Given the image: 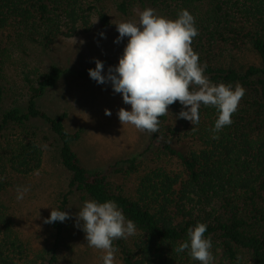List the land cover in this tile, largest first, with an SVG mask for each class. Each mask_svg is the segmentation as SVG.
<instances>
[{"label": "trees", "instance_id": "trees-1", "mask_svg": "<svg viewBox=\"0 0 264 264\" xmlns=\"http://www.w3.org/2000/svg\"><path fill=\"white\" fill-rule=\"evenodd\" d=\"M108 2L121 15L136 3L173 20L182 9L194 17L199 34L191 47L207 66L204 75L214 84L246 90L233 123L218 139L211 132L216 109L202 105L193 126L177 118L182 110L177 101L160 117L144 152L89 174L69 146L80 132L64 129L66 114L49 118L35 105L61 70L44 72L21 62L19 83H10L6 69L14 53L26 55L27 44L49 50L60 38L88 33L94 20L108 27ZM244 51L255 54L259 65L238 64L235 54ZM51 150L68 175L54 210L67 212L69 197L79 193L101 203L115 201L134 222L131 240L113 242L121 264H198L187 252L175 251L198 223L207 225L214 264H264V0H0V264H56L66 221L51 223L54 248L35 251L18 234L13 206L5 199L14 180H28L43 169ZM110 177L134 178L132 193Z\"/></svg>", "mask_w": 264, "mask_h": 264}, {"label": "rangeland", "instance_id": "rangeland-1", "mask_svg": "<svg viewBox=\"0 0 264 264\" xmlns=\"http://www.w3.org/2000/svg\"><path fill=\"white\" fill-rule=\"evenodd\" d=\"M106 4L110 18L108 27L103 28L94 20L88 33L70 39L60 38L49 50L27 44L26 55L19 51L14 53L6 69L11 84L19 83L17 66L21 62L44 72L53 67L61 70L59 81L53 87L45 89L43 95L36 99L35 105L49 118L66 114L64 129L71 135L80 132L79 139L69 146L89 174L105 170L121 159L133 158L144 152L149 145L150 134L140 132L130 125L122 127L117 112L121 108L130 110V105L123 103L121 94L114 93L110 83L99 85L93 81L88 70L95 68L94 60L97 59L104 63L102 74L107 73L110 66L118 64L127 38L119 44L114 43L119 35L116 24L138 22L139 15L145 8H151L156 15L173 20L149 5L133 3L127 14L121 15L115 11L112 3ZM235 55L236 62L240 65H259L258 58L250 51ZM106 109L111 111V116L105 115ZM40 121L36 120L35 123L42 128L45 125ZM191 145L192 143L188 144V149ZM153 156V150L147 154L148 166H153L149 163ZM164 163L166 159L159 164L165 165ZM67 178L68 175L57 165L56 152L51 150L46 155L40 172L28 180H14L12 187L8 189L5 199L10 200L13 206L17 232L35 251L54 248V232L51 224L45 221L51 210H54L59 194L64 192ZM110 180L115 185L123 186L126 194H131L135 186L134 178L123 181L118 177H110ZM17 186L30 189L23 200L16 199ZM87 200L90 199L79 193L69 197L67 212L71 218L66 220L62 237L55 247L56 264H103L104 253L89 247L85 233L75 226V215ZM133 236L127 239L131 240ZM114 264H121L117 253Z\"/></svg>", "mask_w": 264, "mask_h": 264}, {"label": "clouds", "instance_id": "clouds-1", "mask_svg": "<svg viewBox=\"0 0 264 264\" xmlns=\"http://www.w3.org/2000/svg\"><path fill=\"white\" fill-rule=\"evenodd\" d=\"M119 44L127 38L126 46L118 64L104 73V63L94 60L95 68L88 70L89 77L99 85L109 84L114 93L121 94L125 108L117 112L123 126L130 125L140 132L156 133L160 117L169 113L168 108L179 102L182 110L179 119L193 126L200 121L201 106L216 109L218 115L211 129L212 139L233 121L239 102L246 90L240 84H214L204 75L206 65L191 47L199 32L194 17L182 9L177 19L170 20L145 8L138 22L116 24ZM83 43V42H82ZM186 109V110H185ZM106 116H111L105 110ZM30 189L17 186L16 199L23 200ZM71 218L68 212L51 210L45 223L64 222ZM75 226L85 233L89 247L101 250L103 264H114V241L127 239L136 232L133 221L126 219L123 211L112 200L98 202L87 200L75 215ZM207 225L198 223L187 232V239L176 247L177 254L187 252L198 264H214L212 241L204 234Z\"/></svg>", "mask_w": 264, "mask_h": 264}]
</instances>
